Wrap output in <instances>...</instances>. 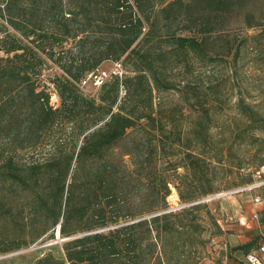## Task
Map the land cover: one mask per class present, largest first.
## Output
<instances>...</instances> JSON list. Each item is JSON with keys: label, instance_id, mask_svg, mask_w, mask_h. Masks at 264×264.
I'll return each mask as SVG.
<instances>
[{"label": "trees", "instance_id": "16d2710c", "mask_svg": "<svg viewBox=\"0 0 264 264\" xmlns=\"http://www.w3.org/2000/svg\"><path fill=\"white\" fill-rule=\"evenodd\" d=\"M250 3L0 0V255L57 229L59 255L49 249L32 264L200 262L202 232H229L198 201L216 192L211 170L231 149L213 135L224 103L214 67L231 72L232 90L240 47L253 49L256 36L244 30L264 38V7ZM109 59L121 61V78L81 84ZM49 63L60 70L49 78L57 106L40 77ZM89 83L96 96L80 91ZM160 91L175 99L154 103ZM234 95L227 129L254 145L264 139V104L239 85ZM171 187L191 204L150 215L167 208ZM256 240L230 249L247 252Z\"/></svg>", "mask_w": 264, "mask_h": 264}, {"label": "rangeland", "instance_id": "374dc122", "mask_svg": "<svg viewBox=\"0 0 264 264\" xmlns=\"http://www.w3.org/2000/svg\"><path fill=\"white\" fill-rule=\"evenodd\" d=\"M203 5V4H201ZM201 5L199 7H201ZM198 7V5H197ZM247 7H264V0H251V3ZM260 28L245 29L244 33L253 35L254 39H249L248 45H253V49L248 46L240 47L239 55L235 63L232 73L234 74L232 83V90L225 88L227 81V74H231L229 70L225 72V69L221 66L214 67L213 79L215 82L220 83L223 89L224 103L222 104V110L216 115V121L218 125L222 126L221 130H213V135L218 141L231 145L228 156H224L223 164L217 165L211 170L212 180L211 185L216 191L207 196L217 194L220 192H226L225 194L214 197L212 199L204 200L207 202L209 209L219 218V223L224 230L230 231V233H237L235 224L239 221V214L244 213V205L251 202L252 198L257 194L258 196H264V164L258 167V170L253 169V163L263 159L264 162V139L257 142L254 145L248 146L238 139L231 136L227 129L228 124L236 117L234 101V91L239 85L246 96V100L249 102H256L264 104V58L260 55V50L264 49V38H259L258 33ZM258 41L262 44H258ZM210 42H215L211 40ZM121 62L120 60H105L99 66L105 70V80H110L113 76L122 77L123 73H126L124 66L121 63V67L118 72L115 71V62ZM60 73V70L52 63H49L45 69H43L40 75L42 82L46 83L47 90L50 92V102L54 106L59 104V98L55 93L53 85L49 82V78L54 74ZM238 83V84H237ZM80 91L87 96H96L99 91L94 89L89 83L83 88H79ZM231 91V92H230ZM119 95H123L122 85L119 86ZM159 97H165L172 102L175 96L172 92H155L153 102L157 103ZM221 132L222 136H218ZM143 134L145 130H143ZM264 137V132H259ZM216 163V161H214ZM217 164V163H216ZM179 171H183L179 168ZM251 182H245L247 177H250ZM238 187H244L243 191L236 192ZM249 191V192H248ZM200 198V199H202ZM167 207H173L178 205H187L191 203H184L179 198L177 191L174 187H171V192L166 198ZM231 224V225H230ZM204 239L208 241L204 245V257L198 264H223V260L226 256H234L235 250L230 249L228 243V234L223 233L221 235H213L209 230L202 232ZM65 237L58 235L57 229L53 231V237L47 238L46 234L40 237L34 245L35 249L24 252L7 259L0 260V264H32L34 259L42 255L47 250L51 249L55 255H59V241Z\"/></svg>", "mask_w": 264, "mask_h": 264}, {"label": "crops", "instance_id": "0c3cea01", "mask_svg": "<svg viewBox=\"0 0 264 264\" xmlns=\"http://www.w3.org/2000/svg\"><path fill=\"white\" fill-rule=\"evenodd\" d=\"M244 208V213L239 214V221L235 224L237 233L228 232L230 233L228 243L230 246H235L250 241L254 237H257V240L247 252L237 249L234 256H226L223 264H248L245 259L248 252H256L264 256V253L258 250V245L264 241V196L260 197L256 194L251 202L244 205Z\"/></svg>", "mask_w": 264, "mask_h": 264}, {"label": "built area", "instance_id": "2783aa9c", "mask_svg": "<svg viewBox=\"0 0 264 264\" xmlns=\"http://www.w3.org/2000/svg\"><path fill=\"white\" fill-rule=\"evenodd\" d=\"M121 67L119 62H115V71L118 72ZM105 71L96 68L95 70L89 72L84 79H82L81 84L85 85L90 82L94 87H98L105 80ZM244 187L236 189V192L242 191ZM258 250L264 253V241L258 245ZM246 262L248 264H264V256L258 255L256 252H248L245 255Z\"/></svg>", "mask_w": 264, "mask_h": 264}, {"label": "water", "instance_id": "95a60500", "mask_svg": "<svg viewBox=\"0 0 264 264\" xmlns=\"http://www.w3.org/2000/svg\"><path fill=\"white\" fill-rule=\"evenodd\" d=\"M225 193L226 192H220V193H217V194H213V195L207 196L206 198H202V199H200L198 201H204V200L212 199L214 197L221 196V195H223ZM181 206H183V205H178V206H173V207H167L165 209L159 210V211H157L155 213H152L150 215L157 214V213H161V212H165V211H169V210H173V209H176V208L181 207ZM35 247L36 246L34 244H32V245H30V246H28L26 248H22V249H18V250H15V251H11V252H7V253H4V254H1L0 255V260L1 259L8 258V257L15 256V255H18V254H21V253H24V252L31 251V250L35 249Z\"/></svg>", "mask_w": 264, "mask_h": 264}, {"label": "bare ground", "instance_id": "6f19581e", "mask_svg": "<svg viewBox=\"0 0 264 264\" xmlns=\"http://www.w3.org/2000/svg\"><path fill=\"white\" fill-rule=\"evenodd\" d=\"M249 192V191H248Z\"/></svg>", "mask_w": 264, "mask_h": 264}]
</instances>
